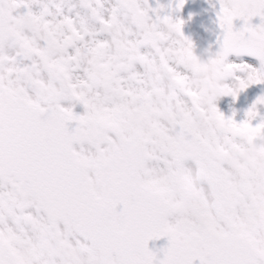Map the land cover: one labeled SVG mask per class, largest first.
Segmentation results:
<instances>
[{"label": "snow or ice", "instance_id": "snow-or-ice-1", "mask_svg": "<svg viewBox=\"0 0 264 264\" xmlns=\"http://www.w3.org/2000/svg\"><path fill=\"white\" fill-rule=\"evenodd\" d=\"M218 2L216 55L261 65L239 66L235 100L264 83V0ZM162 7L0 0V264H264V153L240 161L264 142V96L239 123L200 105L177 83L193 44Z\"/></svg>", "mask_w": 264, "mask_h": 264}, {"label": "flooded vegetation", "instance_id": "flooded-vegetation-1", "mask_svg": "<svg viewBox=\"0 0 264 264\" xmlns=\"http://www.w3.org/2000/svg\"><path fill=\"white\" fill-rule=\"evenodd\" d=\"M158 5L163 6L162 9L158 12L153 14L152 12H149L150 16H153L155 18V15H159L161 17L163 16H169L173 20L180 19L184 21L182 32L183 35L192 42L193 44V53L202 59H207L209 56H215L217 53L210 44L205 42L204 39V32L198 28V24H203V28L205 30V33L209 35H223V31L221 30L219 23L217 21V13L219 12L220 4L218 0H186L184 6L179 11L176 10V0H148V7L150 9H156ZM36 9H34L35 11ZM24 10L21 9L20 12H23ZM191 17V18H189ZM261 22L259 17H253L250 21L252 26H257ZM233 26L235 30H239L243 26V21L236 19L233 21ZM235 59H243L242 57H229L226 59V62L228 63H234L238 60ZM251 61H256L249 58H244ZM186 64V67L191 75L196 77L198 75L199 69L196 67H188L187 62H184ZM189 77L185 78L186 80ZM184 81V80H183ZM184 87V85H183ZM193 97H197L198 92L195 88H193V92L190 93ZM221 99V98H217ZM215 106H219V101H215ZM64 106H68L65 104ZM83 107L82 105L77 104L73 108V112L75 115H82L83 114ZM112 135V134H110ZM114 138V137H113ZM103 145L102 147H104ZM189 164V162H188ZM187 164V165H188ZM120 210V206H117V211ZM61 229L63 226H60ZM82 239V238H81ZM83 242V241H82Z\"/></svg>", "mask_w": 264, "mask_h": 264}, {"label": "clouds", "instance_id": "clouds-1", "mask_svg": "<svg viewBox=\"0 0 264 264\" xmlns=\"http://www.w3.org/2000/svg\"><path fill=\"white\" fill-rule=\"evenodd\" d=\"M183 62H187L188 67H196L199 69L198 75L195 79H190L188 81L189 85L196 89L198 95L196 99L200 105L209 107L214 103L217 98L227 95H222L225 88H237L240 81H246L249 79L253 73L249 69H241L239 66L241 64L227 63L226 59L217 56H209L207 59L202 58H191L183 57ZM236 65L234 68H229L228 65ZM246 73L244 78L236 76L235 73ZM229 78L233 79L235 83L230 87L224 81ZM178 85L183 88L184 81L183 78L177 81ZM246 134V133H242ZM253 135H258L254 133ZM257 153H264V142L259 144H252L249 141V147L244 149L242 155L240 156V161L243 164H247L251 161ZM224 158L228 161L235 162L234 154L230 152L223 153Z\"/></svg>", "mask_w": 264, "mask_h": 264}, {"label": "rangeland", "instance_id": "rangeland-1", "mask_svg": "<svg viewBox=\"0 0 264 264\" xmlns=\"http://www.w3.org/2000/svg\"><path fill=\"white\" fill-rule=\"evenodd\" d=\"M261 23V22H259ZM229 63V62H228ZM233 63V62H232ZM235 64H247L250 68L261 70L260 62H249V61H237L234 62ZM236 76H240L241 78H244L246 73H235ZM190 79H195L193 75L190 74L189 78L184 80V87L189 94L193 92V87L189 85L188 81ZM224 83H227L230 87L235 83V81L231 78L224 81ZM238 95H241V104H237L235 100L228 96L229 98H223V99H217L219 101V106H216L218 110L224 115L225 118L231 117L234 119L235 122L239 123L243 121L246 116H243V113L240 112L245 107H248V109L253 105V103L257 100L258 97L264 96V83L260 84H253L246 88L245 90L241 91ZM229 102L230 106H225V102ZM256 110L258 113L257 119L252 121V124L255 125L259 122V117L264 116V105H257ZM248 111V110H246ZM188 167L192 168L193 171L195 170L194 165H187Z\"/></svg>", "mask_w": 264, "mask_h": 264}, {"label": "water", "instance_id": "water-1", "mask_svg": "<svg viewBox=\"0 0 264 264\" xmlns=\"http://www.w3.org/2000/svg\"><path fill=\"white\" fill-rule=\"evenodd\" d=\"M212 40L216 42V43H215V44H216V47H217V48H220V43L222 42V40L214 39V38H213ZM74 126H75V123H74V122H72V123H70V124L68 125V127H71V128L74 127ZM69 129H70V128H69ZM194 264H199V262H198V261H195Z\"/></svg>", "mask_w": 264, "mask_h": 264}, {"label": "bare ground", "instance_id": "bare-ground-1", "mask_svg": "<svg viewBox=\"0 0 264 264\" xmlns=\"http://www.w3.org/2000/svg\"><path fill=\"white\" fill-rule=\"evenodd\" d=\"M226 105H227V106H230V103L227 101V102H226ZM246 110H248V107H245V108H243V109L241 110V113H243V116L246 114V112H247ZM167 242H168V241H167ZM153 253H155V252H153Z\"/></svg>", "mask_w": 264, "mask_h": 264}]
</instances>
